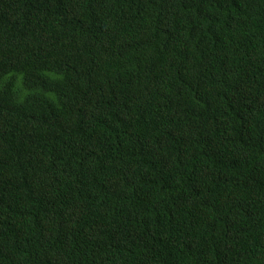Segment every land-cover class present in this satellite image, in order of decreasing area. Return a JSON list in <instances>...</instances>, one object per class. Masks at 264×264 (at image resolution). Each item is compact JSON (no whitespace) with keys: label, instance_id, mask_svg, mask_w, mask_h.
<instances>
[{"label":"trees","instance_id":"1","mask_svg":"<svg viewBox=\"0 0 264 264\" xmlns=\"http://www.w3.org/2000/svg\"><path fill=\"white\" fill-rule=\"evenodd\" d=\"M0 264H264V0H0Z\"/></svg>","mask_w":264,"mask_h":264}]
</instances>
